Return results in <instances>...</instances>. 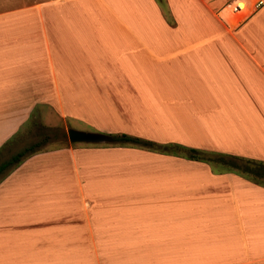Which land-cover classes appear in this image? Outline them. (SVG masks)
Segmentation results:
<instances>
[{"label":"crops","instance_id":"1","mask_svg":"<svg viewBox=\"0 0 264 264\" xmlns=\"http://www.w3.org/2000/svg\"><path fill=\"white\" fill-rule=\"evenodd\" d=\"M19 2L0 11V147L47 106L264 164V6ZM260 178L131 146L35 153L0 183V264H264Z\"/></svg>","mask_w":264,"mask_h":264},{"label":"rangeland","instance_id":"2","mask_svg":"<svg viewBox=\"0 0 264 264\" xmlns=\"http://www.w3.org/2000/svg\"><path fill=\"white\" fill-rule=\"evenodd\" d=\"M9 0H0V11H3L6 8L7 2ZM21 0H12V2H15V4L19 5ZM41 1H47V0H25V2L33 4ZM219 3L220 9L228 4L231 3L233 0H214ZM24 3V2H23ZM49 113V110H47V106H45V110H37L33 113L31 116V119L27 122V124L19 129L17 133L5 144H3L0 147V163L5 162L9 159H11L14 155L17 153L24 151L25 149L33 146L32 153L28 152L26 157L22 159L25 160L26 158L30 157L31 155L35 153H40V152H46L49 150L53 149H58L62 148L65 146L73 145L69 142L68 137H67V129L72 128L78 131H83V132H93V133H99L96 129L89 127V126H84L81 124H77L73 122V120H56V118ZM55 118V120H52ZM106 135H117V134H106ZM80 145H89V146H119V145H113V144H80ZM168 145V144H167ZM170 155V154H168ZM177 156L179 158L186 159L183 155H173ZM214 160L211 164L204 163L208 165L209 167H212L213 169H218L220 170H227L230 169L229 164L230 162L223 164L216 160L215 157H213ZM189 160V159H187ZM21 161V162H22ZM194 161V160H190ZM252 161V160H250ZM199 162V161H197ZM254 163L248 164V167L250 170H258L262 173V176L264 177V164L260 163L257 161H253ZM203 163V162H201ZM236 163L243 164V162L236 161ZM21 164V163H20ZM19 165V164H18ZM18 165L11 167L8 171L4 173L3 177H0V183L3 181V179L7 176V174L15 167ZM250 177H253V174L250 175ZM263 179L264 178H260Z\"/></svg>","mask_w":264,"mask_h":264},{"label":"trees","instance_id":"3","mask_svg":"<svg viewBox=\"0 0 264 264\" xmlns=\"http://www.w3.org/2000/svg\"><path fill=\"white\" fill-rule=\"evenodd\" d=\"M109 138V144L113 145H119V146H131L147 151L152 152H160L163 154H170V155H183L186 159L199 161L207 164H211L214 160L213 157L216 158L219 162L226 164L228 162L229 167L233 170H235L236 173L246 177L251 178L252 180L259 178L262 173L258 170H250L248 167V164L254 163L250 160H244V159H235L232 157H227L221 154H212L208 152H203L200 150L195 149H187L183 146L177 145V144H168V145H160L156 144L150 141H146L140 138L128 136L126 134H117V135H106ZM33 146L25 149L24 151H21L14 155L11 159L0 163V177L4 176V173L8 171L11 167H14L21 163L22 159L26 157L28 152L32 153ZM236 161L243 162V164L236 163ZM253 174V177H250V175ZM258 184H263V182L259 181Z\"/></svg>","mask_w":264,"mask_h":264},{"label":"water","instance_id":"4","mask_svg":"<svg viewBox=\"0 0 264 264\" xmlns=\"http://www.w3.org/2000/svg\"><path fill=\"white\" fill-rule=\"evenodd\" d=\"M67 137L71 144H107L110 141L105 134L83 132L72 128L67 129Z\"/></svg>","mask_w":264,"mask_h":264},{"label":"built area","instance_id":"5","mask_svg":"<svg viewBox=\"0 0 264 264\" xmlns=\"http://www.w3.org/2000/svg\"><path fill=\"white\" fill-rule=\"evenodd\" d=\"M241 5H243L241 7ZM264 6V0H233L228 6L229 14L248 13L249 10Z\"/></svg>","mask_w":264,"mask_h":264},{"label":"snow or ice","instance_id":"6","mask_svg":"<svg viewBox=\"0 0 264 264\" xmlns=\"http://www.w3.org/2000/svg\"><path fill=\"white\" fill-rule=\"evenodd\" d=\"M243 5H241V7H242Z\"/></svg>","mask_w":264,"mask_h":264},{"label":"bare ground","instance_id":"7","mask_svg":"<svg viewBox=\"0 0 264 264\" xmlns=\"http://www.w3.org/2000/svg\"><path fill=\"white\" fill-rule=\"evenodd\" d=\"M228 10V9H227Z\"/></svg>","mask_w":264,"mask_h":264}]
</instances>
